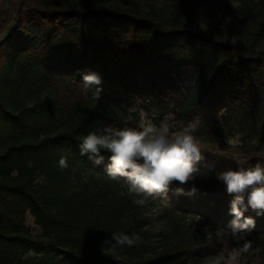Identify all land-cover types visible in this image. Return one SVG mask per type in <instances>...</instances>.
<instances>
[{"label": "trees", "instance_id": "1", "mask_svg": "<svg viewBox=\"0 0 264 264\" xmlns=\"http://www.w3.org/2000/svg\"><path fill=\"white\" fill-rule=\"evenodd\" d=\"M160 1L143 8L9 0L0 8V36L7 31L0 41V264L209 263L207 233L233 219L234 196L216 173L240 163L201 151L194 180L173 182L167 196L141 206L123 180L106 176L110 153L102 151L97 166L79 147L89 131L126 128L127 103L173 115L183 127L197 122L201 143L227 149V139L241 134L239 154L264 157V0ZM207 7L239 15L248 24L245 39L208 30ZM87 72L102 83L85 87ZM146 203L162 209V243L152 242ZM28 214L40 234L27 226ZM244 215L255 227L238 247L255 250L264 264V214L248 207ZM114 234L139 240L121 246Z\"/></svg>", "mask_w": 264, "mask_h": 264}, {"label": "clouds", "instance_id": "2", "mask_svg": "<svg viewBox=\"0 0 264 264\" xmlns=\"http://www.w3.org/2000/svg\"><path fill=\"white\" fill-rule=\"evenodd\" d=\"M82 80L85 87L102 83L99 75L92 72L83 73ZM95 95L98 97L99 89ZM173 118L166 117L159 125L149 122L138 128L107 127L89 131L80 139L81 155L89 154L88 158L99 166L104 164L101 152L110 153L109 162L104 165L106 176L110 181L123 180L129 195L141 197L134 201L138 205L142 206L148 197L167 196L173 182L183 186L195 179L200 172L198 164L203 159L194 136L197 122H189L181 131L172 132L168 121ZM58 165L66 169L67 156H61ZM216 178L224 183L227 193L234 196L229 212L233 217L230 222L233 233L255 227L254 218L244 213L251 207L257 215L264 214V166L260 163L252 167L239 165L237 170L217 172ZM176 192L183 194V188H177ZM113 239L121 246L132 247L139 237L114 234Z\"/></svg>", "mask_w": 264, "mask_h": 264}, {"label": "rangeland", "instance_id": "3", "mask_svg": "<svg viewBox=\"0 0 264 264\" xmlns=\"http://www.w3.org/2000/svg\"><path fill=\"white\" fill-rule=\"evenodd\" d=\"M101 1H113L119 2L125 5H138L146 8L150 5H162L160 0H101ZM229 2L236 4L234 0ZM9 6V0H0V8L2 11H6ZM5 14L0 15V25L5 21ZM203 25L210 31L220 35L226 40L231 41H243L245 39V33L248 30V24L236 14H232L226 10L219 9L217 7H207L204 9V22ZM14 23L10 24L9 29L13 28ZM7 35V31L3 32L0 36L2 41ZM123 116L127 127L138 128L142 124L154 123L159 125L161 121L166 117H174L168 115L161 117L154 113L146 111L142 105L127 103L122 104ZM172 132H179L184 127L175 118L168 121ZM241 134L229 137L227 139L229 148L224 149L219 144H209L198 142L201 151L215 154L221 157H227L244 167H252L256 163H260L264 166V157H256L253 159H247L242 157L237 151V146L240 145ZM144 216L148 219L152 226V231L155 236L152 242L159 244L163 242L164 225L161 223L162 209L158 205L146 203L142 207ZM198 219V218H197ZM27 226L35 233L40 234L41 229L35 225L34 218L28 214L26 219ZM158 234V235H157ZM208 243L207 248L211 253L209 263L211 264H262L263 259L257 254L255 250H248L245 253L239 249L238 243L248 240L253 237L252 229L234 234L231 225L220 228L215 235L207 233ZM40 254L39 257H42ZM208 263V264H209Z\"/></svg>", "mask_w": 264, "mask_h": 264}]
</instances>
